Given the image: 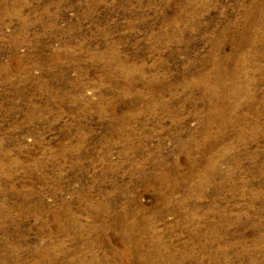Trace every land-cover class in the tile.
Returning <instances> with one entry per match:
<instances>
[{
	"label": "rangeland",
	"instance_id": "rangeland-1",
	"mask_svg": "<svg viewBox=\"0 0 264 264\" xmlns=\"http://www.w3.org/2000/svg\"><path fill=\"white\" fill-rule=\"evenodd\" d=\"M263 16L0 0V264H264Z\"/></svg>",
	"mask_w": 264,
	"mask_h": 264
},
{
	"label": "bare ground",
	"instance_id": "bare-ground-1",
	"mask_svg": "<svg viewBox=\"0 0 264 264\" xmlns=\"http://www.w3.org/2000/svg\"><path fill=\"white\" fill-rule=\"evenodd\" d=\"M264 17V16H263ZM221 68V67H220ZM249 73V72H248ZM225 74V73H224ZM222 78V77H221ZM250 81V80H249ZM210 88V87H209ZM215 88V87H214ZM227 89V88H226ZM214 91H215V89H214ZM228 91V90H227ZM213 93V92H212ZM214 104V103H213ZM234 106V105H233ZM214 113V112H213ZM217 115V114H216ZM233 116V115H232ZM229 117V116H228ZM232 126V125H231ZM187 153V152H186ZM190 155V154H189ZM210 165V164H209ZM121 215V214H120ZM122 224V223H121ZM123 227H125V226H123ZM134 228H135V225H134V223L133 224H131V225H128V226H126V229L124 230V231H127L128 232V234H127V236H130V234L132 233V231L134 230ZM137 228V227H136ZM117 230V229H116ZM123 231V232H124ZM143 232V231H142ZM126 235V234H125ZM126 240V239H125ZM122 242V241H121ZM133 246V245H132ZM127 251V250H126ZM128 252V251H127ZM130 254V253H129ZM121 255V257L125 260L126 258H127V253H121L120 254ZM145 257V256H144ZM73 260V259H72ZM71 260V261H72ZM79 262V261H78ZM78 264V263H77Z\"/></svg>",
	"mask_w": 264,
	"mask_h": 264
}]
</instances>
